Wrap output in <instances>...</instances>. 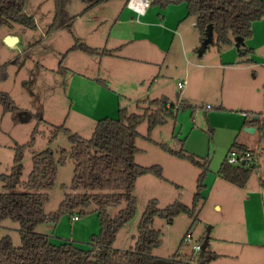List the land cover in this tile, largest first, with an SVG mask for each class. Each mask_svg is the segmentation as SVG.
Segmentation results:
<instances>
[{
  "label": "rangeland",
  "instance_id": "obj_1",
  "mask_svg": "<svg viewBox=\"0 0 264 264\" xmlns=\"http://www.w3.org/2000/svg\"><path fill=\"white\" fill-rule=\"evenodd\" d=\"M125 2L102 3L78 16L72 31H58L34 47L31 46L45 36L53 20L54 0H27L25 9L34 15L36 29L19 24L0 28V64L19 57L8 65V76L0 82V90L8 91L20 107L40 112L47 121L39 126L33 148L26 149L22 179H27L32 169L34 151L50 147L58 159L62 148H71L72 140L64 132L50 141L56 126L65 123L73 132L90 138L97 121L117 118L120 107L140 112L139 100L166 95L178 101L185 98L187 91L196 106L194 115L192 110H180L177 122L169 119L155 127L151 140L147 138V122L139 127L137 146L141 151L136 162L162 165L166 179L153 174L138 178L133 191L137 197L136 215L118 232L114 246L123 250L134 246L138 222L150 199L157 198L161 207L176 199L191 205L200 168L156 143L166 142L176 148L183 145L202 161L209 158L210 173L198 221L192 223L186 213L172 221L155 218L153 226L162 231L163 240L153 253L172 256L189 232L191 242L180 252L198 256L200 251L194 250L193 244L200 242L210 227L209 248L222 254L213 264H264V187L260 184L264 180V138L261 128L244 124L246 118L254 116L264 124V21L256 24L255 34L241 45L255 47L256 52L241 56L236 43L219 48L214 41L201 54L200 32L195 17L188 16L185 3L166 9L151 5L137 19L128 12ZM84 7L81 0H69L67 4L71 15H78ZM8 34L17 40L9 44ZM76 38L92 47L113 49L115 54L102 57L82 50L69 52ZM65 54L66 77L57 71ZM247 58L254 62L242 63ZM98 79H105L107 86ZM183 81L186 84L181 89L178 83ZM35 124L36 120L15 123L0 106V173L11 170L13 145L27 142ZM247 127L256 130L250 132ZM235 141L259 151L256 169L245 187L218 174ZM73 172L70 158L59 166L56 183L49 190L47 213L57 210L64 194L71 191ZM3 190L0 179V192ZM217 202L221 208L215 206ZM118 210L119 207L110 208L113 215ZM49 226L52 242L72 241L88 248L91 236L100 230V221L93 211L76 220L65 214L57 224H40L37 231ZM5 235H10L15 245L21 244L17 222L6 219L1 224L0 238Z\"/></svg>",
  "mask_w": 264,
  "mask_h": 264
},
{
  "label": "trees",
  "instance_id": "obj_2",
  "mask_svg": "<svg viewBox=\"0 0 264 264\" xmlns=\"http://www.w3.org/2000/svg\"><path fill=\"white\" fill-rule=\"evenodd\" d=\"M68 1L54 0L53 20L45 36L31 47L42 44L58 31H72L78 16H83L95 6L112 0H81L85 7L78 15L69 13ZM125 1L127 3L128 0ZM26 2L27 0H0V28L19 24L36 29V19L26 11ZM182 3L187 5L188 16L195 17V26L201 38L198 47L201 54L214 41L219 48L239 43L237 45L240 47L241 56L254 53L253 48H242L241 45L244 39L253 36L254 23L264 19V0H151V5L162 9ZM209 25L213 27L214 36L208 45H204ZM74 50L99 56L115 54L113 49L92 47L78 38L69 52ZM65 57L66 54L57 69L64 77L68 72V68L63 65ZM18 58L0 64V82L8 76V65L16 63ZM252 62L253 59L249 58L242 61ZM98 81L107 86L105 79ZM0 106L3 113L11 114L15 123L36 120L30 139L25 143L15 142L13 145L11 170L0 173L4 187L0 192V226L6 219H11L18 223L21 235L19 246L14 244L10 235L0 238V264H211L220 256L209 248V242L207 248L201 249L198 256L180 252L188 245L185 243L186 236L172 256L163 257L153 253L163 240L162 231L153 226L155 218L159 216L172 221L180 213H186L192 218V223L198 221L200 208L205 202L202 191L207 187L206 180L210 173L209 158L202 161L189 154L183 145L176 148L166 142L156 143L163 150L189 160L200 168L193 201L188 205L176 199L161 207L157 198L150 199L138 222V236L134 246L127 250L114 247L118 232L136 215L137 197L133 191L138 178L144 174H153L162 180L166 179L162 165L144 166L136 162V156L141 151L137 146L140 125L147 122V138L151 140L155 127L165 124L169 119L177 122L180 110H192L193 115L195 105L185 99L171 100L166 95L142 99L137 102L140 112H131L127 107H120L117 118L99 119L90 138L73 132L65 123L56 126L50 141L59 132H64L72 140L71 148H62L58 159L50 147L34 151L32 169L25 180L22 176L26 149L33 148L39 126L47 121L40 112L20 107L8 91L0 90ZM244 124L261 128L264 138V124L260 118H246ZM232 149L249 150L237 141L229 151ZM228 154L222 160L218 174L239 187H245L256 169V163L232 164L228 161ZM68 158L74 162L69 186L71 191L64 194L57 210L47 213L49 190L56 183L59 166L65 164ZM260 184L264 187V180ZM112 207H119L114 215L110 212ZM91 211L96 212L99 217L100 230L91 236L88 248L79 247L72 241L52 242L48 234L37 231V227L44 222L57 224L62 215L68 214L72 218L77 214L80 218V215ZM205 238L206 235L200 242L203 243Z\"/></svg>",
  "mask_w": 264,
  "mask_h": 264
},
{
  "label": "crops",
  "instance_id": "obj_3",
  "mask_svg": "<svg viewBox=\"0 0 264 264\" xmlns=\"http://www.w3.org/2000/svg\"><path fill=\"white\" fill-rule=\"evenodd\" d=\"M102 4V3H101ZM100 5V4H99ZM98 6V5H97ZM96 7V6H95ZM125 7L129 10H127L129 13H134V15H135V17L137 18V19H141V17L143 16V15H145L148 11H149V9H150V7H151V0H128L127 1V3L125 2ZM165 19H166V15H165ZM264 21V19H262V20H259V21H256L255 23H254V25H253V28H254V34H255V28H256V24H257V26H258V24H261L262 22ZM264 24V23H263ZM253 34V35H254ZM8 35H11V34H8ZM107 48V47H106ZM251 48H253L254 49V52H256L255 51V47H251ZM103 57V56H102ZM254 62V61H253ZM252 62V63H253ZM256 63V62H255ZM180 83V82H179ZM179 83H178V86H179ZM183 84H184V86H185V82L183 81ZM184 86L183 87H180L181 89H184ZM184 96H185V100L186 101H188V102H190V103H192L190 100V96H189V94L187 93V91H185V93H184ZM193 97V96H192ZM194 115V114H193ZM249 150H251V149H249ZM209 176V175H208ZM207 183V182H206ZM233 184V183H232ZM235 185V184H234ZM206 189V188H205ZM204 189V190H205ZM260 189V191H261V188H259ZM203 190V191H204ZM203 191H202V194H203ZM204 196V195H203ZM215 206L217 207V208H221V204L220 203H216L215 204ZM37 229H38V227H37ZM51 230V228H50V226L48 227V229L47 228H45V230H41L40 232H43V233H46V234H48V231H50ZM49 235V237H50V239H51V236H50V234H48ZM115 247V246H114ZM119 249V248H118ZM213 251H215V250H213ZM216 252V251H215ZM217 253H219V252H217ZM220 254V256L222 255L221 253H219ZM220 256H218V258H220ZM218 258H216L215 260H213L212 261V263L211 264H213L214 262H216L217 260H218Z\"/></svg>",
  "mask_w": 264,
  "mask_h": 264
},
{
  "label": "built area",
  "instance_id": "obj_4",
  "mask_svg": "<svg viewBox=\"0 0 264 264\" xmlns=\"http://www.w3.org/2000/svg\"><path fill=\"white\" fill-rule=\"evenodd\" d=\"M179 86L183 87L184 86L183 82H180ZM258 153L259 151L257 152H254L252 150L239 151L237 149H232L228 154V161L232 164H240V165H242L243 161H246V164L252 161H254L255 163V161H257L258 159V155H257ZM72 219L73 220L78 219V215L77 214L74 215ZM191 239H192V234L188 233L185 237V243L189 245L191 242ZM201 246H202L201 242H196L193 244V249L196 251H200Z\"/></svg>",
  "mask_w": 264,
  "mask_h": 264
},
{
  "label": "water",
  "instance_id": "obj_5",
  "mask_svg": "<svg viewBox=\"0 0 264 264\" xmlns=\"http://www.w3.org/2000/svg\"><path fill=\"white\" fill-rule=\"evenodd\" d=\"M213 36H214L213 27H212V25H209L208 26V30H207V36H206L205 40L203 41L204 45H208L213 40ZM14 40H17V38L15 36L9 35L7 37V42L9 44H12L14 42ZM237 44H239V43H237ZM257 118H259V117L258 116H254V119H257ZM246 129L248 131H250V132H254L256 130L255 127H247ZM242 165H246V161H243ZM209 231H210V227L208 229V233L206 235V238H205L204 242L202 243L201 249H206L207 248V245H208V242H209Z\"/></svg>",
  "mask_w": 264,
  "mask_h": 264
}]
</instances>
